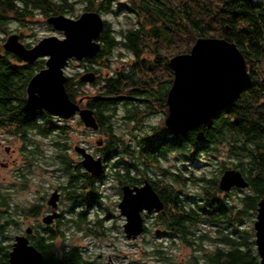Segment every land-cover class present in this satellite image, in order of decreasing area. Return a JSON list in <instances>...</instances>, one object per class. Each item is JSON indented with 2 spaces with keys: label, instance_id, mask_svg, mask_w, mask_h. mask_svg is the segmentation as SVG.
<instances>
[{
  "label": "trees",
  "instance_id": "trees-1",
  "mask_svg": "<svg viewBox=\"0 0 264 264\" xmlns=\"http://www.w3.org/2000/svg\"><path fill=\"white\" fill-rule=\"evenodd\" d=\"M80 1L85 4L84 9L117 13L114 10V0ZM132 3V6L127 7L137 14L140 20L136 26L122 27L118 32L111 22L105 20L99 37L102 48L94 58L91 57V65L95 61L101 64L105 58H110L113 49L120 45L124 37L126 38L124 43L138 56L142 55L141 51L145 45L150 46L152 39L155 57L152 58L151 68L148 60L143 58L142 65L133 67L130 71L113 72L107 77L108 85L103 94H99L101 97L91 99L89 102L100 129L110 134L116 131L115 113L118 103L125 98L122 93L127 92V86L148 87L155 84L152 97L165 102L162 105L166 106L174 69L170 64L171 57L168 58L166 54L162 56L158 45L159 47L168 43L172 45L174 37L183 33L193 35V38L187 46L177 49V53L190 51L199 36H220L235 41L246 56L251 72L250 80L242 87L237 98L216 111L209 121L197 128L184 133L172 130L174 136L171 140L160 144L172 149L187 146L188 153L196 156L205 155L213 158L219 155L222 158L219 161L218 172L212 176L203 172L199 176L188 177L200 185L198 199L195 200L189 192L185 198L179 197V189L176 190L175 187L181 183L179 177L174 179L173 187H168L167 182L159 187L165 202L164 211L172 212L171 221L175 228L173 234L182 236L185 243L194 250L187 264H262L255 242V232L241 228L240 224L247 216L256 217L258 201L264 196V1L178 0L176 3V0H133ZM74 9L73 0H0V30L6 32V25L11 19L27 22L29 19L26 18L36 13L48 17L51 14L72 13ZM44 62V58L34 63L25 62L14 52L0 47V127L14 130V133H18L25 141L30 140V134L35 132H43L45 134L41 135L47 136L51 130L58 129L63 132L69 130L68 124L55 123L51 112L42 107H35L28 100V81L35 72L45 66ZM160 67L166 71L163 77L157 70ZM95 69L99 72V67ZM94 82L96 83L97 79ZM82 83L84 82L77 75H69L66 88L73 99L80 94L78 85ZM143 94L135 91L131 95L141 97ZM135 106L129 108L135 111ZM164 129L165 127L161 130L155 127L153 131L159 132ZM64 144H60L61 150ZM103 152L109 156L114 152L128 153L134 160L131 164L133 167L126 168L120 176L128 183L142 181L144 176L151 180L152 161L158 162L156 158L158 153L153 152L152 156V142L148 143L145 149L141 146L136 150L116 138L109 141ZM58 157L60 164H64L62 166L70 182L71 188L67 189L69 198L75 196L78 198L81 195L85 197V190L89 185L90 204L99 203L96 180L92 179L86 184V179L80 177L78 169L72 167L71 161L63 159L67 158L63 152ZM229 161L232 167L240 169L249 181L238 204L232 203L228 195L242 188L236 187L226 191L219 185L222 173L230 168L227 163ZM139 173V176L134 175ZM8 191L0 187V232H4L9 224L17 223L16 219L8 216L12 208ZM17 209L15 208L14 212L18 213ZM36 210L33 206L26 213L34 211L36 214L38 213ZM85 217L81 209L76 217L78 227L86 221ZM164 218L162 225L167 226ZM95 222L103 226L101 220L96 219ZM201 222L215 226V233L202 231L199 225ZM59 234L64 235L63 231L53 230L43 239L39 238V235L32 236L38 249L43 252L42 264H94V261L89 260L84 254V249L77 244L57 249L52 241H46L54 239ZM7 237L12 238L9 235ZM206 239L212 241L213 247L204 249L203 243ZM10 251L11 243L0 242V264H8ZM155 251L160 257L169 258L162 253L165 251L164 248L158 246Z\"/></svg>",
  "mask_w": 264,
  "mask_h": 264
},
{
  "label": "rangeland",
  "instance_id": "rangeland-1",
  "mask_svg": "<svg viewBox=\"0 0 264 264\" xmlns=\"http://www.w3.org/2000/svg\"><path fill=\"white\" fill-rule=\"evenodd\" d=\"M177 1L178 0H176V3ZM73 2L75 7L74 12H67V14L72 16L80 14L84 10L85 5L84 2L80 0H73ZM132 2L133 0H114V10H116L117 13L114 11L102 13L104 19L111 22V25L117 32L122 27L127 28L129 25L136 26L138 20H140V17L127 7L132 6ZM26 19H29V21L20 22L11 19L6 25V32L0 30V47H4L3 44L6 41V38L12 32L19 33L20 39L25 44L30 43L31 45H34L45 35H64L61 30L56 29L47 21V16L44 14L36 13L34 16ZM192 38L193 35H189L188 33L177 35L174 37L172 45H169V43L164 46L161 45V47L158 45L159 52L162 56L166 54L168 55V58H170L177 53V49L179 50L187 46ZM122 51L123 49L118 45L113 49L107 65L103 62L105 59L101 64L97 63L99 67L97 82L92 83L90 81H85V84L81 86L78 85V88L81 90L80 95L87 93L96 94L104 91L108 85L107 77L110 74H113V72L128 71L133 67L136 68L133 63L130 67L129 64L122 66V63L125 61L127 62L132 54L131 51L124 50L125 57L123 58ZM145 55L147 58L148 55H151L150 58L155 57L152 39ZM134 60L138 61L140 59L136 58ZM65 69L68 75L76 76L77 73L78 76L79 72L80 74L85 72V64L80 63V60L74 58L69 60ZM157 70L162 77L166 74V71H164L162 67ZM130 94L134 93L131 92ZM137 104H141V106L144 107V103ZM143 109H145V107ZM152 109H154L153 115ZM166 110L167 108H164L163 105H160L156 101L153 104V108L150 107L148 109L149 115H146L147 128L144 126L142 129L137 128L142 121L140 123L139 121L131 123L129 120H124L122 114L125 110L121 103L116 110L117 113L114 119L115 130L117 132L130 130L144 131L145 128L152 133V127H150L152 125L154 128L156 127L161 130L166 126L164 124ZM136 112L138 114L140 113V115H137L139 118L142 113L139 109ZM52 115V120L55 123H61L60 118L54 113H52ZM67 120L69 123V134H65L64 136L60 134H49L44 136L33 133L30 134L31 139L27 141H25L19 134H12L7 127H0V187L9 190V201L12 208L11 211H9L8 216L17 220L16 224H9L4 232H0V242L10 243L14 241L16 234L25 232V229L30 222L36 224L38 221L36 214L31 215L30 213H26V208L33 207L34 202H38L39 197L41 198L43 194L46 195L48 191H51L53 185L66 181L65 174L60 170L58 171L59 166H61L60 157H58V155L61 152H63L70 160L73 156L74 158H79L73 144L75 142L81 144V141H84L88 150L93 153L94 156L99 155L100 152L103 153V147H101V145L103 144L102 141L105 139L106 135L104 136V134H101L98 130L88 128L82 121H80L78 116ZM125 135L129 136L128 134ZM56 138L64 141L65 144L62 147L63 150H61L60 146L55 145L54 140ZM69 146L70 148H68ZM29 149H32V151ZM221 158L222 157L219 155L212 158L210 156H196L188 153L187 157L183 156L182 159L179 157L178 163L183 166L184 171L187 172L189 177H192V175L199 176L203 174V172H206L205 174L208 176H212L214 173L218 172L217 168ZM175 161H177L176 153H173L171 162L174 163ZM227 163L232 167L230 161ZM108 172V179L111 181H96L95 183L98 192L102 190L109 195L101 205L99 204L97 207L96 204H93L92 207L78 205L75 207V212H73L69 209L72 203L68 201L63 202V206L66 208L69 216H78L80 210L83 209L85 213L88 210L86 215L92 220L97 216L105 217L104 222L106 228L104 232L101 235L87 234L84 232V228L87 224H82L81 228L73 225H70L69 227L66 226L67 233L65 236H59V247L62 246V243H77L84 249V252L89 258L96 261V264H112L113 262L114 264H181L182 262L187 264L192 251H194L192 247L186 243L178 246H169V238L166 237V234L155 233L154 229L152 231V213L145 215V220L147 221L148 226L147 231L143 232L136 238H128L126 236L123 228L125 216L121 215L118 206V202L121 198L117 189V184L112 180L111 177L113 175L109 169ZM186 187L190 196L193 197L194 200L198 199L200 185L187 177ZM244 193L245 188L237 189L235 193L228 195V197L232 203L238 204L241 195ZM15 208H18V213L14 212ZM255 218L249 216L245 217L243 223L240 224V227L255 232ZM199 225L202 231H207L210 234L215 233V226L202 222ZM8 235L12 238H8ZM203 245L206 246H204V249L213 247V243L210 239H206ZM158 246L164 248L165 251L162 253L168 255V259L162 258L156 253L155 249H157ZM195 252L197 251L195 250Z\"/></svg>",
  "mask_w": 264,
  "mask_h": 264
},
{
  "label": "water",
  "instance_id": "water-1",
  "mask_svg": "<svg viewBox=\"0 0 264 264\" xmlns=\"http://www.w3.org/2000/svg\"><path fill=\"white\" fill-rule=\"evenodd\" d=\"M47 21L64 35H45L28 46L20 39L19 33L12 32L3 44L26 62L34 63L39 58H45V66L28 81V100L35 107H42L64 118H70L78 111L87 125L98 128L94 110L81 108L80 103L70 96L66 88L69 75L65 68L72 58L81 60L100 52L102 43L99 37L105 19L100 11L92 9L78 17L65 13L51 14ZM170 64L174 69V78L168 94L169 112L165 122L172 130L183 133L209 121L216 111L233 102L251 78L246 56L235 41L226 37L199 36L190 51L173 55ZM96 78L97 73L92 70L81 75L85 81ZM77 149L84 156L82 162L90 171L95 174L102 171L100 156L95 157L83 147ZM219 185L223 190H229L232 186L247 187L249 181L240 169L231 167L224 170ZM57 195L55 190L50 203L55 204ZM118 206L121 215L125 216L123 228L126 236L135 238L144 230L143 211H159L165 204L146 179L142 185L125 184ZM56 215L58 212L51 213L45 221ZM254 228L257 251L264 264V196L258 201ZM31 230V227L27 228V231ZM14 238L8 264H42L43 252L31 244L26 235L17 234Z\"/></svg>",
  "mask_w": 264,
  "mask_h": 264
},
{
  "label": "flooded vegetation",
  "instance_id": "flooded-vegetation-1",
  "mask_svg": "<svg viewBox=\"0 0 264 264\" xmlns=\"http://www.w3.org/2000/svg\"><path fill=\"white\" fill-rule=\"evenodd\" d=\"M86 10H92V9H84L82 12H84ZM65 14L69 15L67 13H65ZM80 14H76V15H73V16L69 15V16L78 17ZM124 41L126 42V38L125 37L120 42L121 48L123 49V51L124 50L131 51L132 54L130 56L131 58L129 57L127 62L125 61V62L122 63V66H126L127 64H129V67H130L132 65V63H133V65L138 67V66L142 65V59L144 58V59L148 60L150 68L152 67V58H150L151 55H148V58L145 55L149 45H145L144 46V50L141 51L142 55L138 56L137 53H135L133 50H131V48H129L124 43ZM123 51L121 53H122V57L124 58L125 56H124V52ZM93 58H94V56H93ZM136 58H138L140 60H138V61L134 60ZM39 59H37V60H39ZM72 59H74V58H72ZM108 59L105 58V60L103 61L104 64H106V65L108 64ZM91 60H92L91 57H84L83 59L80 60V63L85 64V70H84L85 72L86 71H91V70L95 71L97 73V78L96 79H98V71L95 69V67H98L97 61H95V63L93 62V65H91ZM130 70L131 69H129L128 71H130ZM119 72H125V71H119ZM82 74H80V72L78 74V78L80 80H82L81 79V75ZM76 75H77V73H76ZM82 81L84 83H82L81 85L85 84V80H82ZM94 81H90V82L95 83ZM172 81H173V79H172ZM86 82H88V81H86ZM152 85L148 86V87H140V86H137V85H135V86H127V89H128L127 92L122 93V96L125 97V98L122 99L117 105V107H118L122 103L123 108L125 110L123 112V114H122V117L124 118L125 121L129 120V122H131V123H135L136 121H139V123H140L142 121L140 123V125L137 126V128H142L143 129L144 126H145V128H147L146 127V117H147L146 115H149L148 109L150 107L153 108V104L156 101L160 105H162L163 103L165 104V102L160 101V99H155L154 97H152L153 96L152 91H154L155 88H156L155 84H152ZM171 86H172V82H171V85L168 88V93H167V98H166V106H164V108H167V110L165 112L166 116H167V114L169 112L168 94H169V90H170ZM135 91L136 92H143L144 94L141 97L130 94L131 92L134 93ZM102 92H104V91H101V92L96 93V94L95 93L94 94L87 93V94H83V95L82 94L81 95L78 94L77 97L74 100L80 103L81 108H85V107L91 108V105H90L89 102H90L91 99L95 98L93 95L103 94ZM80 93H81V91H80ZM127 97H134V98L129 99ZM125 100H128V101L126 102ZM131 103H134V104H136V103H144L145 109H143L144 107L141 106V104H137L135 106L134 104H131ZM150 104H152V105H150ZM133 106L136 107V109L134 108L135 111H132V109L129 108V107H133ZM138 109L142 113V115L139 118H138L137 115H140V113L138 114L136 112ZM142 110H145V111H142ZM153 112H154V109H152V115H153ZM116 113H115V115H116ZM143 114H144V116H143ZM55 115L58 118H60L61 123H59V124H69L67 122L68 121L67 119H69V118H64V117H62L60 115H57V114H55ZM76 116H78L80 118V121H82L88 128H92V129L98 130V131L101 132V134H104V136L106 135L105 139H103V141H102L103 144L101 143L102 144L101 147H103L102 151L104 150V148L107 147V144L109 143L110 140L119 138V139L123 140L124 143H126L131 149H136V150H138V148L140 149L141 146H143V148L145 149V147L148 145V143L152 142V156H153V152L154 153H158L157 157H156V158H158V160H157L158 162L155 163L154 161H152V175H150V173H149V175L151 176L150 179L152 180V182H151V180H149L148 176H144L142 181L128 183V182H125V180L120 177V176L123 175V172L126 171V168H129L130 166L133 167V165H131V164L134 162V160L129 157L128 153H120V152L119 153H115L114 152V153H112L111 156H109L105 152H103V153L100 152V154L95 156V157L100 156L102 158V163H103L102 171L100 173H98V174H95L92 171H90L83 164L82 160H83L84 156L77 149V147H83V148L86 149V151L90 152L88 150L86 144L84 143V141H81V144L80 143L78 144V143L75 142L73 144V146H74L75 150L77 151L79 158H74V156H73V158H71V160L68 159V157L67 158H63V159H66L67 161L68 160L71 161L72 167H76L78 169V172L81 175L80 177L81 178L84 177L86 179V182H85L86 184H88L90 182V180L92 181V179H95L98 182L99 181H102V182L111 181L110 179H108V176H109L108 169H109L111 171L112 175H113L111 177L112 180H114L116 182V184H117V189H118L120 198H122L123 186L125 184H130L131 186H133V185H142L145 182V180L148 179L152 183V187L157 191V193L159 194L161 199L164 201V199L162 198L161 190H160L161 187H159V185H164V183L167 182L168 187L171 188V187H173L172 184L174 182V179L179 177L180 180H181V183H180V185H177L175 187H176V190L179 189V197H181V199L185 198L186 194L188 193V190H187V187H186V179L189 176H188L187 172L184 171L183 166L178 163V158L180 157L182 159L183 156L187 157L188 150H187V146L186 147H176L174 149H172V148H170L168 146L167 147L166 146L165 147L164 146H160V144L162 142L169 141L174 136V134L171 132L172 129L169 128L166 125V122H165L166 116L164 118V124L166 125L164 131H159V132L153 131L154 126L152 125V126H150V127H152V133L149 132V130L144 128V131L143 130H134V131L130 130V131H123V132L113 131L112 134L101 130L98 120H97L98 128H94L92 126L87 125L83 121V119L81 118V115L79 114L78 111L70 118H74ZM141 125H142V127H141ZM11 132H12V134H18V133H14V130H12ZM181 133H183V132H181ZM35 134H45V133H43V132H35ZM48 134H54V135H56V134H69V130L66 131V132L65 131L63 132V131H59L57 129V130L50 131ZM125 134H128L129 136H126ZM147 136H148V138H146ZM163 139H164V141H162ZM62 142L64 143V141H62L61 139H57L56 138L54 140L55 145H58V146H60V144H63ZM184 144H185V141H184ZM70 146H71V143H70ZM70 146L68 148H70ZM183 148H185V149H183ZM173 153H176V158H177V161H175L174 163L171 162V157H172ZM152 160H154V158H152ZM164 163H168V164H164ZM62 165H64V164H61V166H59L58 171L60 170V171H62L63 174H65L66 181L62 180L64 182L53 185L51 187V189H52L51 191H48L46 195L43 194L41 196V198L39 197L38 202H34L33 206H35V209H37L36 212H38V213H36V217L38 218L37 223L35 224L34 222H30L27 225V228L28 227L32 228L31 231H27V228H26L25 232L18 233V234L26 235L28 237V239H29V242L31 244L35 245L37 248H38V246L35 244V240L32 237L33 235H35V236L39 235V238L43 239L45 236H49L51 231L56 230L57 232H59V230H60V231H63V234H64L63 236H65V234L67 233L66 232V230H67L66 226L67 227H69L70 225H73L75 227L78 226L77 223H76V217L77 216L76 215L69 216L67 211H66V208L63 206V202L68 201V202L72 203V205L69 207V209L71 211H73V212H75V207H77L78 205H85V206H90V207L93 206V204H90V200H89V194H90V191H91V188H89V185H87V188L85 190V192H86L85 193V197H83L81 195V196H78V198H76V196H75V198H72V197H70L71 199L69 198V194H68V190L67 189L71 188L69 186L70 182L68 180L65 168ZM233 168H236V167H233ZM132 175H133V172H132ZM134 175L139 176L140 173L139 174H134ZM93 176H95V178H93ZM244 177L246 178L245 175H244ZM236 187H238V186H232L229 190H231L233 188H236ZM241 188H244V187H241ZM55 190L58 191V195H57L55 204H53V203H50V198H51L52 193ZM98 194H99L100 202L99 203H97V202L94 203V204H96V207L99 204L101 205L102 202L104 200H106L107 196H109L106 193H104L102 190H100V192H98ZM76 195H77V193H76ZM164 204H165V202H164ZM164 208H165V206H164ZM164 208L159 210V211H157V210H152L151 212L143 211V217H144V230H143V232L148 230L147 221L145 220V215L148 214V213H152V231L154 229L155 233L163 234V235L166 234V237L169 238V246H178L180 244L183 245V243H185L184 239H182L183 237L179 236L177 234H175V235L173 234L175 228L172 226L173 222L171 221L172 212L170 210H167V211L165 210L164 211ZM30 209L31 208H26L25 211H28ZM82 211H83V213H85L83 209H82ZM55 212H58V215H56L52 219H50L48 217L49 218L48 221H45V217L46 216L50 215L51 213H55ZM87 212H88V210L86 211V213ZM34 213H35L34 211L30 212L31 215H33ZM86 213H85L86 221L83 224H87V226L84 228V232L87 233V234L101 235L104 232L105 229L103 230L100 227L106 228V225H105V222H104L105 217H98L97 216L95 219L92 220L86 215ZM162 218H164L165 224L168 223L167 226L166 225H162V223H164L162 221ZM96 219L97 220H101V223L103 224V226H100L99 224H97V222H95ZM59 236H62V235L59 234L54 239H48L46 241H52L53 242V246L56 247L57 249H61L63 246H67L68 247L69 246L68 243H62V246L59 247V245H60L58 243ZM13 242L14 241L10 242L11 243V249H12ZM70 244H77V243H70ZM77 245H79V244H77ZM84 254L87 256V258L89 260L94 261V264H96L95 260L89 258L88 255L85 252H84ZM112 264H114V262Z\"/></svg>",
  "mask_w": 264,
  "mask_h": 264
},
{
  "label": "built area",
  "instance_id": "built-area-1",
  "mask_svg": "<svg viewBox=\"0 0 264 264\" xmlns=\"http://www.w3.org/2000/svg\"><path fill=\"white\" fill-rule=\"evenodd\" d=\"M264 1V0H263Z\"/></svg>",
  "mask_w": 264,
  "mask_h": 264
}]
</instances>
